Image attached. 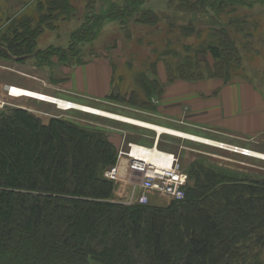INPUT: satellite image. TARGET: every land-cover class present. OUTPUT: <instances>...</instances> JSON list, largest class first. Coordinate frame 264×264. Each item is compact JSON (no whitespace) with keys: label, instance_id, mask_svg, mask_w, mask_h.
I'll return each mask as SVG.
<instances>
[{"label":"trees","instance_id":"1","mask_svg":"<svg viewBox=\"0 0 264 264\" xmlns=\"http://www.w3.org/2000/svg\"><path fill=\"white\" fill-rule=\"evenodd\" d=\"M28 1L22 0V6ZM47 1L38 4L39 11L49 5L65 19L76 14L69 0ZM143 1L126 0L117 14L111 10L97 17L127 20ZM179 3L189 13L220 14L245 5L243 0ZM34 19L16 17L7 32L0 29V57L33 54L39 30L26 22ZM157 21L150 11L137 20ZM229 24L244 35V47L250 49L252 34L246 29L251 23L236 19ZM91 29L83 26L72 40L82 41ZM209 38L194 52L187 47L179 63H168L169 82H197L204 75L232 81L243 65L239 43L227 28L213 30ZM202 54L213 63L201 62ZM157 89L163 93L161 86ZM128 101L137 103L135 96ZM117 157V147L100 128L63 118L45 123L23 109L1 111L0 264H264V177L238 178L196 160L184 200L167 207L129 206L114 201V184L104 177Z\"/></svg>","mask_w":264,"mask_h":264},{"label":"rangeland","instance_id":"2","mask_svg":"<svg viewBox=\"0 0 264 264\" xmlns=\"http://www.w3.org/2000/svg\"><path fill=\"white\" fill-rule=\"evenodd\" d=\"M69 1L76 14L65 19L57 15L58 8L52 11L46 5L38 10V4H47V0H29L23 6L22 0L14 3L0 0L1 30L7 32L16 17L26 15L35 17L34 21L26 22L30 29L39 30L35 32L32 55L0 57V76L4 83L17 80L20 84H33L36 89H30L31 96L39 98V93L44 94L45 100L51 102L9 97L8 85L5 93L0 92V101L8 104L0 112L7 108L23 109L45 123L52 118H63L113 132L121 143L118 151L128 143L152 147L155 142L154 131L85 113L79 108H60L56 101L61 99L216 143L259 153L264 151V0H243L245 5L237 4L235 12L223 14L189 13L179 7V0H144L139 12L127 20L115 16L105 20L98 18L111 10L117 14L126 0ZM4 5H10L14 13H9ZM145 11L154 13L158 21L137 22ZM236 19L251 23V28L246 29L252 34L250 49L244 47L247 40L244 35L229 24ZM83 26L92 28L88 35H83L82 41L72 40V35ZM190 27L194 31L186 30ZM223 28L239 43L242 53L243 65L232 81L226 84L204 75V79L197 82H169L168 63H179L186 56L187 47L196 51L202 42H211L209 35L213 30ZM199 59L213 63L207 54ZM157 85L163 90L160 95ZM147 91H150L148 95ZM16 92L24 94L25 90L16 88ZM134 96L137 103L132 104L128 100ZM185 97L188 101L183 102ZM142 101L149 106H141ZM196 142L162 134L159 149L179 155L188 174L192 163L199 160L238 178L264 177V160ZM171 203L156 197L152 205L167 207Z\"/></svg>","mask_w":264,"mask_h":264},{"label":"built area","instance_id":"3","mask_svg":"<svg viewBox=\"0 0 264 264\" xmlns=\"http://www.w3.org/2000/svg\"><path fill=\"white\" fill-rule=\"evenodd\" d=\"M16 86L7 88V95L14 98H34L28 92L17 93ZM8 105L0 101V109ZM157 132L155 143L152 147L135 143H128L118 151L117 162L108 168L104 177L114 184V201L129 206L152 204L156 197L168 199L169 202H179L186 198L191 185L189 174L184 170L179 155L160 150L158 145L161 138ZM221 149L246 156L247 149L215 143ZM156 155L160 158L155 161L150 158Z\"/></svg>","mask_w":264,"mask_h":264},{"label":"bare ground","instance_id":"4","mask_svg":"<svg viewBox=\"0 0 264 264\" xmlns=\"http://www.w3.org/2000/svg\"><path fill=\"white\" fill-rule=\"evenodd\" d=\"M17 88H20V87H17ZM21 89H24V88H21ZM24 90H25V92H28L29 95L32 94L31 90H27V89H24ZM33 92H35V91H33ZM36 93H38V92H36ZM43 95L44 94H40L39 93V96H38L39 98L38 99L43 100L42 98H40ZM45 99H46V97H45ZM56 102H57V105L60 108H64V109L69 108V109H76V110L79 108L80 110L84 111L85 113H89V114L100 116V117H106V118L113 119V120H116V121H119V122H123V123H127V124L134 125V126H137V127L145 128V129H148V130H151V131H155V132H158L160 134L164 133L166 135L168 134V135H172V136L179 137V138H186V139H189L191 141H197L196 143H198V142L200 143L201 142V143H204V144H207V145H211V146H216L217 145V144H215L216 142H214V141L206 140V139H203V138L195 136V135L187 134V133H184V132H181V131H178V130H174V129H171V128L159 126V125L148 123V122H144V121L133 119V118H130V117H126V116H121V115L105 112V111L99 110L97 108L86 107V106H82V105H79V104H76V103H73V102H70V101H65V100H58ZM248 151H249V154H246L247 156H251V157H254V158H258V159L264 160V154L263 153L261 154L259 152L251 151V150H248ZM150 158L155 160V161H159L160 160V158L157 157L156 155H151Z\"/></svg>","mask_w":264,"mask_h":264},{"label":"crops","instance_id":"5","mask_svg":"<svg viewBox=\"0 0 264 264\" xmlns=\"http://www.w3.org/2000/svg\"><path fill=\"white\" fill-rule=\"evenodd\" d=\"M0 92H4L5 93V86H8V85H10V86H16V87H20V88H24V89H26V88H28V90H30V89H34L35 87L33 86V84H20L17 80H16V82L15 81H13V82H7V83H4V81H3V77H1L0 76ZM182 83H184V82H182ZM193 84V83H192ZM195 84V83H194ZM36 89V88H35ZM237 93H238V91H237ZM236 94V93H235ZM55 99H58V98H55ZM58 100H61V99H58ZM188 101V97H185L184 99H183V102L184 101ZM21 101H23V100H17V102H21ZM230 101H232V100H230ZM181 103V101L179 100V103L178 104H180ZM195 107V106H194ZM193 107V108H194ZM210 112L212 111V109H210L209 110ZM261 123H262V120H260V122H258V128L261 126ZM263 127H264V122H263ZM108 137H109V140L117 147L119 144H121V143H119L120 141L118 140V137H117V135L115 134V133H113V132H108ZM120 146V145H119ZM118 146V147H119ZM260 153H263L264 154V151H261Z\"/></svg>","mask_w":264,"mask_h":264}]
</instances>
